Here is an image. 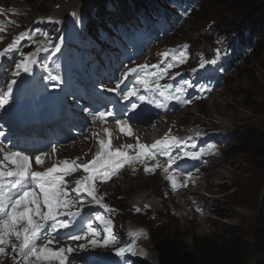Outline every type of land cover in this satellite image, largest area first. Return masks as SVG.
Returning <instances> with one entry per match:
<instances>
[{
    "label": "snow or ice",
    "instance_id": "snow-or-ice-1",
    "mask_svg": "<svg viewBox=\"0 0 264 264\" xmlns=\"http://www.w3.org/2000/svg\"><path fill=\"white\" fill-rule=\"evenodd\" d=\"M26 36V33H20L16 36L7 47L0 51V57L6 56L10 51L18 49L20 41ZM187 45L183 49H187ZM172 49L161 53V57L166 60L172 57L173 63H168L166 67L159 65L142 64L135 67L127 68L122 73L121 78L117 81L114 88H107L109 92H115L125 101L130 97H137L140 101H147L154 104L157 108L167 107L168 102L176 101L180 104L191 103L190 100L184 99L187 90L193 85L185 80L183 84L175 87L173 90L170 86L160 83L164 76L168 75L169 69L176 64H182L186 61V52ZM56 47V51H59ZM55 54V53H53ZM24 55V54H22ZM220 52L217 50V57ZM162 60V63L164 62ZM36 63L32 55H24V58L16 63V70L13 76H19L20 71L30 72L31 65ZM216 59H201L199 64L203 68L205 64H215ZM154 71H148V69ZM158 69V70H156ZM192 71H196L193 69ZM135 76V84L127 90L121 91V85L125 80ZM175 75H179L176 73ZM175 75L171 79H175ZM52 80H58L59 77L52 76ZM15 80L10 81L8 91L0 94V108L7 103V97L11 93L12 84ZM139 85L140 87H137ZM140 88L146 93H154L155 97L149 98L140 94ZM138 105L131 104L132 111L136 110ZM112 115L111 112H99L97 118L105 121L107 116ZM137 115L142 116L143 113ZM116 125L121 133L131 135V127L127 120H116ZM171 131V130H169ZM103 132L109 134V129L104 128ZM3 133L0 132V136ZM97 137L99 151L96 152L93 159L86 163H77L76 160H62L52 167L43 171L32 170V160L36 165H43L48 153H40L34 157L24 151H7L3 153L0 160V255L6 254V247L10 245L14 261L16 257L20 258L18 264H32L33 259L37 262L57 261L58 264H67L69 254L74 251L71 246L58 247L53 249L50 247L53 243L59 244L60 233L62 230L70 229L74 226L73 221L82 215L85 207V201L81 199V194H86L90 198L89 203L98 205L106 211H113L108 205L102 203L103 197L97 195L96 182L106 183L112 178L117 171L126 163L133 161H144L145 159L155 160L157 155L167 157L166 164L162 165L159 160L152 167L145 166L144 171L155 172L156 168L162 167L167 173L166 179L171 183L173 190L179 187H186L187 181L191 177V173L185 175L184 183L178 185L176 177L170 169L177 161L187 157L190 159H198L202 153L183 152L180 155H173V149L178 148L183 141L181 138L165 134L164 138L155 141L152 145H144L139 142L135 145L136 154L129 155L128 151L111 148V139H101L98 134L93 133ZM132 149L134 146L129 144L122 146ZM56 152L55 147L52 154ZM78 159V158H77ZM7 163H4V162ZM11 165V167H9ZM83 170L86 175L75 181V187L71 189L67 186L64 177L72 173ZM74 194V195H73ZM72 209H76L73 211ZM139 211V209H136ZM98 222L103 226L102 246L107 247L109 244L116 243V236L112 232V221L102 215L97 214L93 222L87 224L83 235L68 234L67 239L71 241H80L88 237V243L92 246L101 245V240L97 239V228L94 223ZM133 239L143 235L142 232L130 234ZM16 242H13V239ZM43 241V243L41 242ZM80 249L85 246L78 245ZM133 250L132 243L126 247L116 248V256H124L126 252Z\"/></svg>",
    "mask_w": 264,
    "mask_h": 264
},
{
    "label": "rangeland",
    "instance_id": "rangeland-1",
    "mask_svg": "<svg viewBox=\"0 0 264 264\" xmlns=\"http://www.w3.org/2000/svg\"><path fill=\"white\" fill-rule=\"evenodd\" d=\"M15 1L16 0H0V4L9 6L15 3ZM24 1L26 4L19 3L18 5H26V7L30 9L27 12V20L32 22L33 18L35 19L37 17L65 15L68 8L69 10H80L81 13L88 14V9H92L93 6H100L106 0ZM16 9L17 7L13 10ZM226 9L225 7H213L211 12H206L203 15H199V11L194 15L198 16V21L194 25H186L181 35L177 37L178 39L173 40L172 43H178L183 39H189L194 47H201L206 44L207 39H202L200 34L206 30L204 28L209 22H213L210 29L219 32L234 29L228 25L231 22H235L237 17H234L235 14L228 12ZM13 15L14 13L10 16ZM39 49L40 45L36 44L31 52L35 54ZM65 65L66 62L64 61L58 64L60 68H65ZM242 65L237 68L234 73L229 75L227 79L228 85L225 86L224 91L213 96L210 101L200 103L196 105L194 109H188L180 113L176 118L171 117L173 120L177 119L179 126L186 125L188 130H193L190 129L189 126H195L197 123L203 122L206 127L221 129L227 134L230 142L229 146L224 151L221 158L214 161L211 166L207 164L209 168L207 165L205 166V168H208L206 171V179L202 182L201 187L196 188L197 193L192 195L194 197L190 198V200L193 198L198 200V198H200L199 194L203 192L211 193L214 201L213 205L209 208L208 215H205L203 219L202 217L193 218L188 215L183 216V211L181 209L184 205H176L179 199L178 201L174 199L175 202L171 200L172 202L167 203L166 200L171 199V193H173V191L171 192V188L166 179L167 175L162 169L154 173L156 178L150 179L140 178L145 176V174L141 172V169H138L137 172L142 175L137 176L136 179L133 178V174L130 175L129 171H127L128 176L124 175L110 188L108 185H102L100 188L103 192L110 189V191H107L109 195L112 194L113 190L119 191L121 196H117L115 201L123 207L133 204L142 208L143 203L150 205L155 214L153 217H158V219L152 221V219L148 217L149 221L159 223V226L162 228L160 233L166 234L171 240L176 239L177 243L182 248H187L186 251H190L193 236L203 238L207 235L214 234L218 238H223L230 234H235L239 239H250L253 235V224L256 214L264 205V162L248 155H239L230 149V147L235 145V139L242 131L256 129L264 133V69L260 63L251 64L249 66L251 76L244 79L242 77V72L239 71ZM171 125L172 124H169L167 127ZM164 129L165 127L160 129L161 131H159V133L163 132ZM177 131L180 132L178 128ZM146 133L152 134L151 131H146ZM77 136L80 137V135ZM147 137H149V135ZM89 139L90 138L86 137L83 141L88 142ZM153 139L154 138H151L150 140ZM124 140L135 145L133 141ZM210 140L215 141L214 138ZM83 150L84 149L81 148L79 154ZM173 175L178 178L175 173H173ZM190 182L192 181L188 183ZM204 203L209 205L207 200ZM199 207L202 210L204 208L202 205ZM171 209H177L180 210V212H172ZM198 214L200 215L201 213ZM195 216L198 215L195 214ZM126 218L130 224L139 225V220L134 218L131 214H128ZM146 227L150 233V237H152L153 234L150 227ZM125 228V226L116 222V235L118 241L125 235H129V233L127 234L124 231ZM142 242H144V240H142ZM140 244L141 246L143 245L142 243ZM120 245L122 246L124 243L121 242ZM156 245L157 243L155 244L150 238L146 243L150 252V259L146 262L134 261L133 264H150L151 261L155 264H160V253L156 250ZM76 251L78 254L83 252L79 247L74 252L76 253ZM137 254L138 251L132 254L131 258L135 257ZM255 258L256 256L252 257V260ZM69 264H76V261L72 260Z\"/></svg>",
    "mask_w": 264,
    "mask_h": 264
},
{
    "label": "trees",
    "instance_id": "trees-1",
    "mask_svg": "<svg viewBox=\"0 0 264 264\" xmlns=\"http://www.w3.org/2000/svg\"><path fill=\"white\" fill-rule=\"evenodd\" d=\"M213 7H225L235 14V24L245 26L253 34H258L255 50L239 71L244 79L251 76L249 66L260 63L264 69V0H208L203 5L202 15L211 12ZM198 20L194 17L190 24ZM263 31V32H261ZM239 155H248L264 162V133L256 129L242 131L236 138L235 145L230 148ZM161 227L152 230V241L159 243L166 234H161ZM178 255L187 248H182L176 239L172 240ZM190 252L197 256L199 264H264V205L259 209L254 219L253 235L250 239H239L235 234L218 238L214 234L203 238L192 237ZM256 256L254 260L252 257Z\"/></svg>",
    "mask_w": 264,
    "mask_h": 264
},
{
    "label": "bare ground",
    "instance_id": "bare-ground-1",
    "mask_svg": "<svg viewBox=\"0 0 264 264\" xmlns=\"http://www.w3.org/2000/svg\"><path fill=\"white\" fill-rule=\"evenodd\" d=\"M63 4V3H62ZM74 4V3H73ZM67 5V4H66ZM65 5V6H66ZM73 6V5H72ZM73 8V7H72ZM13 10V9H12ZM68 10H69V8H68ZM14 13V15H17L18 13L17 12H14V11H10L9 12V15H11V14H13ZM141 19V18H140ZM33 53V52H32ZM37 97V95H35L34 96V98H36ZM209 100V99H208ZM207 100V101H208ZM178 114V113H177ZM179 115V114H178ZM5 116V115H4ZM175 116H177L176 114H174V115H172L171 117L172 118H174ZM6 117V116H5ZM0 118H1V115H0ZM176 118V117H175ZM177 119H175L174 121H176ZM181 120V119H180ZM142 124H146V123H142ZM172 125H175V124H178V121H176V122H174V123H171ZM165 127V126H164ZM134 130V129H133ZM153 129L152 128H136L135 129V131H134V133L131 135V136H133V137H136V138H131V140L130 141H133L134 143H135V145H136V143H137V138L139 139V142L141 143V144H146V145H149V144H151L152 142H154L155 140H157V137H156V135H154L155 133H153L152 132V134H147L146 133V131H152ZM172 130H175V131H177V128L176 127H174ZM161 131V130H160ZM164 131V130H163ZM95 132V130L94 129H92V131H90V133H88L87 134V136L86 137H88V138H90V135H91V133L93 134ZM162 133V132H161ZM179 134H181V133H179ZM78 134H73V136H77ZM149 135V137H147ZM100 136H104V134H101ZM151 136V137H150ZM85 137V138H86ZM84 138V139H85ZM151 138H154L153 140H150ZM125 138L124 137H121V138H119V143L122 145V146H126V145H129L130 144V142H127V141H125L124 140ZM135 139V140H134ZM132 142V143H133ZM209 142H214V141H212V140H209ZM82 143H89V141L88 142H84V141H82ZM132 145V144H131ZM135 145H133L134 147L132 148V149H127V148H125V147H116V148H112V149H120V150H124V151H127V150H130V151H133V152H135L136 151V148H135ZM200 150H207L208 152L206 153V155L205 156H200L199 157V159H190V160H188V159H183L180 163H177L176 165H173V168L172 169H170V171H172V173H175L177 176H178V178H176L177 179V183H178V185H182L183 183H184V178H185V175H186V173H195L196 171H197V173H199V169L198 168H201V163L202 162H204L205 164H207V159L212 155L211 153H210V150H209V147H207V143L206 144H204V145H202V146H200V147H198L197 148V151H200ZM97 151H99V144H98V142L97 143H93L90 147L89 146H87L86 148H85V150H83L80 154H79V156H81V158H82V161L84 162V163H86V162H88V161H90V160H92L93 159V157H94V155L96 154V152ZM94 153V154H93ZM93 154V155H92ZM173 155H177V153H174ZM158 159H159V161H160V163L162 164V165H164V164H166V161H167V157H164V156H158ZM153 163V161H149V160H147L146 162H140V163H137V164H135V166L138 168V169H141L143 166H145V165H148V164H152ZM206 166V165H205ZM204 166V167H205ZM163 170V168L162 167H158V168H156V170H155V173L157 172V171H159V170ZM124 171H129V166H127V168L124 170ZM138 171V170H137ZM136 171V172H137ZM145 175H147L145 172H143ZM165 173V172H164ZM166 175H167V173H165ZM142 174H138V176H141ZM110 181H112V179H110L108 182H110ZM168 181V180H167ZM189 181H192V182H190V183H188ZM196 181H197V179H196V177H194V176H191L190 178H189V180L187 181V186L186 187H177L175 190H173V188H172V186H170V182L168 181V184H169V187L171 188V192L173 191V193H174V195H173V193H171V199H170V201L171 200H173L174 201V199H177L176 201H178V199H179V201L178 202H176V205L177 206H181V204L182 205H184V206H186V203L188 202V201H190V198H192V197H194V196H192V195H194L195 193H197L196 192V188H198L199 187V185H198V183H196ZM105 185H107V184H105ZM99 187L101 188L102 187V185H100L99 184ZM96 189H98V186L96 187ZM98 191V190H97ZM175 191H177L176 193H175ZM189 191V192H188ZM199 194V193H198ZM193 199H196V198H193ZM181 200V201H180ZM175 202V201H174ZM174 206V205H173ZM198 209L199 210H202V209H200V207H198ZM76 219H78V217L76 218ZM81 220H82V218H80ZM86 219H90V216H87V217H85V220ZM203 219V218H202ZM115 224H116V222H114ZM83 225V224H82ZM94 227H96L98 230H97V232H98V234L100 235V236H103V228L100 226V224H98V223H94ZM80 228H81V226H80ZM80 228H78V230L76 229V228H73V231L71 232V234H73V233H77V232H79V229ZM82 231H85V230H82ZM112 232H113V234L116 236V241H118V237H117V235H116V225H114L113 226V228H112ZM81 233H83V232H81ZM127 233V232H126ZM128 234V233H127ZM66 235V234H65ZM65 235H60V242H59V244H57V243H53L52 245H50V247H52L53 249H56V248H58V247H68V246H71L73 249H74V251L76 250V249H78V245H80V244H83L85 247L82 249V253H80V254H78L77 253V251H76V253L73 251L72 253H70L69 254V258H68V262H67V264H69L72 260H74V261H76V264H82V262H85V261H90V255L89 254H91V255H93L94 253L92 252V251H94L96 248H98V245L97 246H92V245H90L89 243H88V240L89 239H91V237H88V238H86V239H84V240H80V241H71V240H69V239H67V238H65ZM81 235V234H80ZM13 239V242H16L15 240H14V238H12ZM42 243H43V241H41ZM112 244H110V246H111ZM122 247H124V245H120V243L118 244V247L117 248H122ZM86 251H88V253L89 254H86L85 252ZM75 253V254H74ZM15 254H13L12 253V251H11V247H10V245L9 246H7L6 247V254H5V263H3V264H18V262L20 261V258L19 257H16V261H14V259H13V256H14ZM113 257H115V256H110V257H108L106 260H105V264H109V262L111 261V259L113 258ZM18 260V261H17ZM32 264H49V262H37V261H35L34 259H33V261H32ZM50 264H58V262L57 261H51L50 262Z\"/></svg>",
    "mask_w": 264,
    "mask_h": 264
},
{
    "label": "water",
    "instance_id": "water-1",
    "mask_svg": "<svg viewBox=\"0 0 264 264\" xmlns=\"http://www.w3.org/2000/svg\"><path fill=\"white\" fill-rule=\"evenodd\" d=\"M155 248L160 253V264H199L197 256L193 253L184 251L182 255H178L173 241L168 236L163 237Z\"/></svg>",
    "mask_w": 264,
    "mask_h": 264
}]
</instances>
